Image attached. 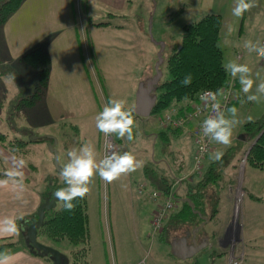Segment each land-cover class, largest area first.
I'll return each mask as SVG.
<instances>
[{"label": "crops", "instance_id": "0c3cea01", "mask_svg": "<svg viewBox=\"0 0 264 264\" xmlns=\"http://www.w3.org/2000/svg\"><path fill=\"white\" fill-rule=\"evenodd\" d=\"M116 2L117 9L121 13L130 11V0H116ZM209 2L211 0L202 1L204 11L200 17L207 13L221 15L222 25L218 45L220 47V43H223L228 49L227 56L225 58L223 56L224 65L231 61L247 65L244 60L249 55L236 52L235 47V38L241 35L245 13L241 17L232 14L235 0H214L212 7ZM186 3L183 2V7L179 6L180 9L177 12L185 8ZM82 5V0H24L4 23H0V66H21V63L24 62L19 58L39 45L50 57L46 91L40 100L29 105L31 108L29 110V128L23 130L30 133L32 141L40 138L51 141L47 136H54L57 139L56 145L61 143L59 157L62 156L64 165L68 162V150L79 148L85 143L94 145L97 159H102L103 133L95 128L96 115L110 98L126 100V107L133 111L136 107L137 94L141 88L145 90L146 96L155 95L157 100L156 87L163 75L155 88L149 90V82L155 74L154 66L157 61L159 45L158 43L153 45L150 42L149 45L148 36L144 35L142 28H138V26L144 27L147 24L146 20L153 19V5L150 0L141 1V12L133 18L136 23L135 33L128 32L120 24L112 25L110 22H99L95 17H81ZM167 5H171L170 2L167 1ZM85 6L87 7V5ZM260 6L264 11V3L261 5L256 3L250 10L257 12L255 8L260 9ZM231 16H234V19ZM173 17L175 15L170 16V22L174 19ZM261 20H264V14H262ZM229 25L237 27L232 31L235 38L233 37L231 47L221 41V34L224 30L225 35L226 27ZM162 26L163 22H160L161 30L157 41L164 43L162 52V56H164L166 50L175 42L171 33L167 34ZM163 35L167 36L163 37ZM254 53L259 61L257 53ZM120 78L124 79L125 87L123 86L117 92L115 84ZM234 79L239 81L238 77ZM239 89L240 85L234 92L233 107L236 109H238L240 100ZM195 101L189 103L191 107ZM186 104L187 102H182L172 105L159 113H154L153 107L148 116H141L133 112L134 139L128 143L121 154L131 152L137 159L143 161V167L130 173L126 178L125 176L121 177L109 185L111 197L117 201L114 204L115 208L122 210L123 205L117 203L125 198L135 202L132 217L137 220H135L134 226L139 234L144 236L145 242L124 245L122 248H118V253L114 252L116 246L114 249V245H112V250L109 249L108 252L109 262L106 264H199L195 257L200 253L208 254L209 257L213 256L216 258L217 264H228L227 251H215L214 245L220 242V237H226L224 245L221 241V246L225 248L231 234L229 226V218L233 213L231 184L237 182L239 176L236 165L239 154L243 148L245 149L248 142L241 138L240 130L236 131L233 135L235 139L231 145L224 146L221 150L218 149L224 156L222 155V158L217 161L214 159L215 152L208 154L204 160L202 177L196 176V178L194 174H190L195 151V145L190 135L193 123L187 124L182 129H166L168 127L162 125L159 120V116H163L172 107L176 108L178 115H182L179 113V108ZM13 105V103L9 104L5 112L0 113L2 119H0V125L8 118ZM22 110L11 112L12 116H21L19 113ZM225 114L229 115L227 112ZM263 115L252 116L250 120L260 119ZM10 120L13 122V117ZM243 123L238 124L239 128ZM41 125L44 127L41 131L43 133L38 134L40 130L37 129H40ZM94 129H96L95 136L91 135ZM246 167L243 170V179L247 176ZM209 168L214 169L218 174L217 177L214 174V181L208 183V193H214L218 197L214 217L211 218L209 215L208 204L203 205V212L194 208V203L185 196L192 183L181 182L173 190L175 193L173 200L178 202L174 211L167 217L163 230L158 235L151 237L149 235L150 222L157 209V202L150 199L148 193L151 190H158V184H154L148 179V175L166 178L168 181L194 176L196 181L203 178ZM3 179L6 178L0 177V180ZM100 180L98 175L93 179L97 187L100 186ZM218 180H220V184L215 185ZM225 180L227 182H224ZM143 182L148 191L139 195L137 187ZM221 183L224 184L221 186ZM38 193L40 190L27 182H23L22 188L11 182L6 186H0V221L11 218L15 228V231L10 233L0 231V239H14L15 236L24 232L27 222L36 213L41 202ZM187 199L193 204V209L189 205L192 213L200 220L195 226L180 224L179 218H175L173 214L180 211L181 202L188 203ZM221 200L228 203L229 214L223 223L217 225L214 224V218L219 212L218 205ZM254 200L258 199L255 197ZM251 218H253L250 226L252 235H247L251 233L247 232L249 228L245 226L244 216L241 215V223H237L236 231L242 232L241 247L250 243L254 248L262 250L259 245L264 243V211H254ZM196 227L198 230L193 235L192 231ZM173 242L178 244L179 256L171 252ZM0 253L10 257L8 264H48L44 258L29 254L19 246L11 251H0Z\"/></svg>", "mask_w": 264, "mask_h": 264}, {"label": "rangeland", "instance_id": "374dc122", "mask_svg": "<svg viewBox=\"0 0 264 264\" xmlns=\"http://www.w3.org/2000/svg\"><path fill=\"white\" fill-rule=\"evenodd\" d=\"M1 1L2 0H0V2ZM130 1V11H124L123 13H121V11L117 9L118 7L116 0H82L83 5L80 9L81 17H95L98 18L96 20H98L99 22H110V24L112 25L120 24L124 26V28L128 32L135 33L136 23L135 19L133 18L140 14V3L144 0ZM150 1L153 5V19H151L150 21L146 20L147 24L144 25V27L138 26V28H142L143 34L148 36V43L150 42L154 45L158 42L157 37L159 36L161 30L159 27L160 22H163L162 28L167 31V34L171 33V36L174 38V42L180 43L183 26L200 18V16L203 14L202 12L204 11V9L202 8V1L204 2L205 0ZM167 1L170 2L171 5H167ZM183 2H187V6L185 8H182L180 12H177V10L180 9L179 6L183 7ZM254 2L255 4L257 3L261 5L262 3H264V0H254ZM85 5H87V7ZM209 5H211L212 7L214 5V0H211V2H209ZM166 8L169 10H167ZM255 9H257V12H253L251 10L245 12L240 37L235 38L232 31L237 27L232 25L226 27L225 35L224 30L221 34V41L226 42L229 47L233 45L234 37L236 42V52L249 55V57L245 58L244 60L245 62H247V66L251 69V78L254 80L253 88L249 94H256V86L260 82L264 81V64H261L263 62H259L255 56V53L249 52L244 47L245 41H252L253 43H256L258 39L260 42V39L264 37V20H261L264 11L262 10L261 6L260 9H258V7H256ZM167 13L170 14L166 15ZM254 13L255 15H252ZM173 15H175V17H173L174 19L170 22V16ZM231 18L234 19V16H231ZM260 24H263V26H260ZM166 36L167 35H163V37ZM220 48L225 58L228 54V49L223 43H220ZM160 70L163 74L161 78V80L163 81L167 78L165 63L161 64ZM10 74L16 78L10 79ZM36 83L37 77L34 70L24 63H21V66H0V113H4L8 105L12 104L16 99L30 96L34 92ZM123 86L124 79L120 78L115 84L117 92H119V89ZM239 90L240 100L237 109V119L240 122L245 123L250 121V118H252V116H261L262 114H264V96H261L258 102H250L247 100V94L242 91L241 84ZM22 109V112L19 113V115L21 116H12L13 122H11L8 116V118L4 120L5 122L0 125V133L6 135V140L4 142L0 141V172L3 174V177L7 179L6 174L12 167V157L15 156L10 153L9 150H6V148H4L5 145H7V141L13 139L29 140L30 142L27 146L28 152L25 155L20 154L15 157L23 158L25 160V166L22 169L24 173L23 182H27L31 186H34L36 189L40 190L41 193L49 188V185L52 181L56 183L62 181V179L60 176V171H58V169L53 164L54 155L49 149V142L47 140L38 142L32 141L30 133L23 130L24 128H29V110H31V108L29 106H24ZM159 117V120L162 123V115H160ZM14 125H16L17 127H15ZM242 126H240L239 128V125H236L233 129V135L238 130H240L241 134ZM43 129L44 127L43 125H41V128L37 129L40 130L38 131V134L43 133L41 132L43 131ZM91 135H96V129L91 132ZM233 135L232 141L235 139ZM114 140L118 145L117 152L119 153H121L122 150L125 149L130 142L126 139L117 138L115 135ZM252 144L253 143L249 144L248 142V145L245 147V149L243 148L244 150L242 149L241 153L239 154V159L236 165L238 170L237 174L239 177L237 178L236 183L231 184L233 213L229 218L231 234L229 235L228 243L225 248H223V246H221V241L223 242L222 245H224L226 237H220V242L214 245L215 251H227L228 264H264V243L259 245L260 247H262V250L254 248V246L250 243H246L245 245H243L244 247H241L242 232L236 231L237 223H241L242 215L245 217L244 221L246 228H249L247 232L251 233L247 235H252L250 226L253 218H251V215L254 211H264V169L249 167V165L246 164V157L251 147L250 145ZM223 147L224 145L218 144L216 142L213 143L212 148L203 158L201 174L195 175V177H200V175H202L203 164L204 160H206V156L212 152H220L218 151V149L221 150ZM55 148L58 151V154H60L61 143H58ZM5 150L7 152H4ZM9 154L11 155L9 156ZM58 166L60 168L64 166L62 156L61 158L59 157ZM245 167L247 176L245 179H243V170L245 169ZM126 177L127 176H125V178ZM195 177L191 176L190 178L191 180H193L195 179ZM182 180V178L175 179L173 187L181 184ZM224 182H227V180H225ZM140 184L145 185L144 182ZM219 184L220 180H218V183L215 185ZM222 184L224 183H221V186ZM89 187L90 192L87 194L89 238L88 244L84 246L86 248V254L85 256H83V258L81 256L76 260H72V253L76 252V250L78 251V249H80L82 245L70 244L65 239L59 242H55L47 239L44 236L38 237V240L41 243L58 249L66 257H68L69 264H106L107 262H109L108 252L109 249L112 250V245H114V249L116 246V251L114 252L118 253V248H122L124 245L135 244L137 242H145L144 236H141L134 226L135 220H137V218L134 219L132 217V211L135 206V202H131L127 200V198H125V200L122 199L121 202L117 203L123 205L122 210H119L114 206L117 201L113 200L111 197V188L109 183L101 179L99 187H97L94 182H92ZM147 191L148 190H146V192ZM40 193H38V196L41 201ZM207 196L209 200L205 198L204 199L208 202L210 201L209 203L207 202V207L210 217L213 218L216 213L215 211V213L211 216L214 195L213 193H208ZM255 197L258 200H254ZM177 203V201H173V208L168 213L167 217L172 211H174ZM218 209L219 212L214 218V224L220 225L226 220L229 214V205L225 200H221L218 205ZM120 211L124 212L120 213ZM166 219L163 222L162 230L164 228ZM155 235H158V231ZM17 237L18 235L15 236L13 240H16ZM4 240L7 241L8 239ZM149 241L150 240L148 239V242ZM105 249H107L108 251ZM215 259L216 258H213V256L209 257L208 254L205 253H200L197 255V257H195V260H197L199 264H217L215 262ZM46 261L48 262V264H51L50 260L46 259Z\"/></svg>", "mask_w": 264, "mask_h": 264}, {"label": "trees", "instance_id": "16d2710c", "mask_svg": "<svg viewBox=\"0 0 264 264\" xmlns=\"http://www.w3.org/2000/svg\"><path fill=\"white\" fill-rule=\"evenodd\" d=\"M24 0H2L0 2V23H4L23 3ZM222 25V17L218 13H207L199 19L190 22L183 26L182 37L180 43H174L168 48L163 56L167 78L160 80L156 87L157 100L153 112L159 113L182 102H187L186 106L179 108V113L183 114L191 110L190 102L196 100L197 94L203 90H218L225 87L229 83H233L234 92L237 91L240 82L232 78L229 72L225 70L223 63V53L218 45L220 40V29ZM20 61L31 66L36 73L37 83L34 92L28 97L18 98L13 101V108L9 113V118L12 117L11 112L21 110L24 106H29L40 100L47 87L50 57L42 46H36L20 58ZM191 74L192 82L187 86L181 84V80L186 75ZM233 100L228 108L233 107ZM134 116V115H133ZM168 127L166 129H171ZM135 129L133 127V135ZM241 138L248 141L250 149L246 157V164L258 169H264V115L260 119L250 120L242 126ZM257 138V139H256ZM6 135L0 133V141L4 142ZM46 140L44 138L35 141ZM29 140L13 139L8 140L4 148L10 153L17 156L25 155L28 152ZM225 158V157H224ZM214 169H208L203 178L191 180L189 177L183 178L181 182H191V187L186 191L185 196L190 198L194 203V208L203 212L208 199V183L214 181L218 176ZM215 174V175H214ZM213 175L215 177H213ZM3 174L0 172V177ZM199 177V176H198ZM200 177H202L200 175ZM199 177V178H200ZM148 179L153 183L158 184V191L162 197H166L169 193L175 197L173 183L175 180L168 181L166 178L152 177L148 175ZM63 180L60 182L50 183L49 188L40 193L41 201L50 195H55V192L64 186ZM213 207L211 216L215 213L218 197L213 193ZM205 198V199H204ZM202 199V200H201ZM209 200V199H208ZM208 202V203H207ZM76 205L74 210L66 211L63 208V202L58 201L55 208L45 212L43 224L37 230V239L39 236H44L49 240L59 242L63 239L73 245H82L78 251L72 253V260L85 256L88 244L89 229H88V214H87V195L83 198H77L73 201ZM182 207L177 213H173L175 218H179L178 222L187 226H195L200 220L192 213L189 204L181 202ZM171 214V213H170ZM210 215V214H209ZM37 214L27 222V226L35 221ZM197 219V220H195ZM197 221V222H196ZM23 248L29 254H33V250L24 239V232L20 233L16 240L0 239V251H11L17 247ZM68 258V257H67ZM50 260L48 256L44 257ZM69 261V260H68ZM69 264V263H68Z\"/></svg>", "mask_w": 264, "mask_h": 264}, {"label": "clouds", "instance_id": "9594fccd", "mask_svg": "<svg viewBox=\"0 0 264 264\" xmlns=\"http://www.w3.org/2000/svg\"><path fill=\"white\" fill-rule=\"evenodd\" d=\"M255 6L254 0H235L232 14L241 17L246 11ZM244 47L249 52H256L260 57H264V44L260 42L253 43L245 41ZM225 70L233 78L239 79L242 91L247 94V100L258 102L261 96H264V81L256 86V94H249L253 88L254 80L251 78V69L246 64H239L235 61L224 65ZM10 79H15L9 75ZM191 74L186 75L181 84L187 86L191 84ZM202 100L210 102L213 115L208 116L202 122V132L209 137L211 141L228 147L231 145L233 129L240 123L237 119V109L231 107L227 113L221 109L220 103L216 101L214 93H205ZM126 100L110 98L103 106L102 110L95 117V126L105 137H112L132 141L133 127L135 124L133 111L126 107ZM107 152L102 159H97V152L94 145L85 143L79 148L68 150V162L62 167L60 176L66 187H62L55 192V196L63 202V208L66 211H72L75 208L74 200L83 199L89 192V185L93 182L95 176L107 183H112L127 176L132 172L143 167V161L137 159L131 152L123 154L114 150L111 141L106 144ZM223 153L217 152L214 159L219 161ZM25 166L23 158L12 157V167L7 172V179L0 180V186H6L9 182L23 187L22 171ZM0 231L14 232V222L11 218H5L0 221ZM10 257L7 254L0 253V264H8Z\"/></svg>", "mask_w": 264, "mask_h": 264}, {"label": "built area", "instance_id": "2783aa9c", "mask_svg": "<svg viewBox=\"0 0 264 264\" xmlns=\"http://www.w3.org/2000/svg\"><path fill=\"white\" fill-rule=\"evenodd\" d=\"M260 43L264 44V37L261 38ZM258 57L261 62H264V57H260L259 55ZM205 93H214L216 95V101L220 103L221 109L225 111V113L234 99L233 85L232 83H229L225 87L218 90L207 89L200 91L197 94L196 101L192 104L191 110L184 113V115H178L176 108L172 107L162 116V124L172 128L182 129L186 127L187 124L193 123V126L190 129V135L192 136L195 145V151L193 153L192 169L190 174L194 175L201 174L203 158L210 151L214 143V141H211L209 137L203 134L201 127L203 120L214 114L212 112L210 102H206L201 99ZM109 140L111 141L114 150H118V145L114 140V135L112 137H105L103 134L101 152L102 158L107 152L106 144ZM146 190L147 187L144 184H139L137 187V193L139 195H143ZM148 194L150 199L157 202V209L155 210L150 222L151 231L149 233L151 237H154L157 231L159 233L162 230L163 222L173 208L174 200L172 193H169L166 197H162L158 191L151 190Z\"/></svg>", "mask_w": 264, "mask_h": 264}, {"label": "water", "instance_id": "95a60500", "mask_svg": "<svg viewBox=\"0 0 264 264\" xmlns=\"http://www.w3.org/2000/svg\"><path fill=\"white\" fill-rule=\"evenodd\" d=\"M159 45V50L157 52V61L155 63V74L152 77V79L149 82V90L154 89L156 84L158 83L162 72L159 69L160 64L163 62V56H162V52L164 49V43L163 42H157ZM147 91V89H146ZM156 104V96L153 95L152 97H148L146 96V92L144 89H140L139 93L137 94V102H136V107L133 109V112L137 113L138 115L141 116H148L151 111L152 108L155 106ZM49 139H51V141H48V146L50 151L53 153L54 157H53V164L55 165V167L58 169V171L61 172V169L58 166V160H59V154L58 151L56 150L55 146L57 143V139L54 136H47ZM63 187H66V185H64ZM59 201V199L54 195V196H46L42 202H40V204L38 205L37 209H36V214H37V218L35 221H33L32 223H30L24 230V239L27 242V244L29 245L30 249L33 250V254L40 257V258H44L46 256L49 257L50 261L52 264H68V258L61 253L58 249L43 244L41 243L38 239H37V230L38 228H40L43 224L44 218H45V212L55 208L57 205V202ZM189 205L192 207L193 209V204L187 199ZM199 216H201L197 211H195ZM205 221V218H203ZM198 230V227L194 228V230L192 231V234L195 235V232ZM171 252L174 255L179 256L178 254V244H176V242H173L172 244V249Z\"/></svg>", "mask_w": 264, "mask_h": 264}, {"label": "bare ground", "instance_id": "6f19581e", "mask_svg": "<svg viewBox=\"0 0 264 264\" xmlns=\"http://www.w3.org/2000/svg\"><path fill=\"white\" fill-rule=\"evenodd\" d=\"M192 138V137H191ZM242 199V198H241Z\"/></svg>", "mask_w": 264, "mask_h": 264}]
</instances>
